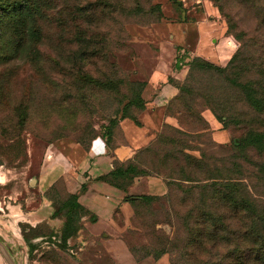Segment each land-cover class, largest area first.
<instances>
[{
    "label": "rangeland",
    "instance_id": "rangeland-1",
    "mask_svg": "<svg viewBox=\"0 0 264 264\" xmlns=\"http://www.w3.org/2000/svg\"><path fill=\"white\" fill-rule=\"evenodd\" d=\"M46 4L48 15L59 21L38 22L34 46L39 54L29 56L23 48L12 56L14 49L9 48L11 57L0 61V241L5 243L0 245L9 256L24 264H117L98 240L100 235L83 245L91 252L76 250L74 255L59 246L66 199L62 182L41 192L35 177L51 142L63 139L85 147L96 135H109L122 108L132 113L134 105L125 106L131 76L119 63L129 42L157 29L158 23L194 19L187 10L196 8L207 21L224 28L234 49L238 42L233 34L242 30L251 36L244 74L258 100L245 101L239 95L235 99L220 88L214 90L220 96L212 101L216 111L228 107L223 121L215 118L228 133L225 141L211 136L202 115L203 111L213 115L207 101L198 97L188 107L181 100L171 102L167 111L177 125L162 126L160 142L140 154L138 167L167 175L166 167L176 165L173 155L183 164L178 176L191 179L167 176L163 194L117 209V227L111 233L123 239L135 260L163 256L167 264H231L233 256L226 249L238 244L242 256L246 249L251 252L243 258L245 264H255L256 250L260 261L264 225L259 216H249L251 228L244 213L216 217L221 200L212 197L216 181L209 177L238 180L258 211L264 205V149L248 146L240 152L232 146V138L236 141L248 130L264 128V0H46ZM79 31L87 48L95 52V45L101 46L104 62L95 55L78 57L83 47L76 40ZM6 47L0 42V52ZM186 156L191 157L189 165L184 164ZM38 216L45 218L27 228ZM21 229L25 236L44 237L29 251ZM78 238L72 235L70 245L80 244Z\"/></svg>",
    "mask_w": 264,
    "mask_h": 264
},
{
    "label": "crops",
    "instance_id": "crops-1",
    "mask_svg": "<svg viewBox=\"0 0 264 264\" xmlns=\"http://www.w3.org/2000/svg\"><path fill=\"white\" fill-rule=\"evenodd\" d=\"M187 13L195 18L158 23L157 29L152 27L142 38L131 40L119 60L132 78L144 82L140 92L143 107L136 113V121L129 116L118 118L115 129L108 137L96 135L86 148L77 142L66 143L63 139L46 147L35 177L36 189L43 192L60 179L67 192L76 193L77 202L85 209L74 234V237H79L80 244L70 245L72 235L66 239L65 248L69 254L76 255V250L89 252L83 245L100 235L98 240L105 251L118 261L117 264H167L163 256L151 258L149 262H146L147 258L133 259L123 239L111 233L117 227L116 210L128 209L129 203L141 195L163 194L167 189L163 177L156 173L133 174L129 182L120 187L103 176L113 169L114 161L129 160L139 164L136 158L156 137L162 125H177L176 118L166 111V106L176 95L177 86L187 72L188 57L180 61V47L186 48L190 56L198 55L216 64L225 63L234 50L235 45L224 34L222 26H214L215 21H207L196 8L188 9ZM202 115L211 136L217 141H225L228 133L213 115L209 111H203ZM43 217L38 216L28 223L35 226ZM42 237L44 235H35L26 242L34 243ZM9 255L0 245V264H24L14 262Z\"/></svg>",
    "mask_w": 264,
    "mask_h": 264
},
{
    "label": "trees",
    "instance_id": "trees-1",
    "mask_svg": "<svg viewBox=\"0 0 264 264\" xmlns=\"http://www.w3.org/2000/svg\"><path fill=\"white\" fill-rule=\"evenodd\" d=\"M48 7L49 6L46 4V0H0V42L3 43L4 46H8L0 52L1 62L11 57L9 53V48L14 49V51L12 52V56L16 55L23 48L26 49V52L29 56L33 57L35 53L39 54V49L35 48L34 46V42L37 41L39 38L38 22H45L47 19H50V21H55L56 23H58L59 21L57 17H51L50 15H48L49 12H46V9H48ZM228 26H230L229 23ZM76 33L77 32H75V35ZM96 35L97 33L95 32V36ZM233 35L237 40L238 44L236 48L232 51L228 59L225 61V64L223 63L224 65L222 66L210 60H207L201 56H190L189 52L181 51L180 49L178 50L180 61L182 60V58L188 57V60H186L188 62V67L184 79L177 86L178 90L176 95L167 104L166 111L168 110L169 104L175 100H181L182 103L188 107L192 103H194L196 98L200 97L203 99V101H207L211 105L208 107L213 113V117L216 118L218 121H223V116L227 113L226 111L228 107L222 105L220 107L219 113L216 111V106L212 104V101H216L218 100V97H220L214 93V90H216L217 88L224 90L227 96L231 95L235 97V99L239 95L240 98L245 101H251V99L256 101L258 100L256 88L251 85V82L247 78H245L244 74V71H247L248 69L247 63L245 64V59H247L245 58V54L247 53L251 56V36H245L242 30H239V32ZM95 38L99 39V37ZM76 40L80 44H82L83 42V47L80 48L78 57L88 58L92 55H95V58H99L102 62H104L105 57L103 56V52L100 45H95V52L93 51V49L87 48L85 46V35L80 31L76 35ZM97 41L95 40V43ZM249 59H247V61ZM186 61L183 60V62ZM249 65L251 64L249 63ZM213 81L214 83H212ZM129 82L130 94L125 102V106L128 107L129 105L133 104L135 108L134 110H132V113H124V108H122L121 114H119V116H117L115 119L116 123L118 118L123 116H129L136 121L135 115L143 107V99L140 96V92L143 88L144 82L134 79L132 77ZM174 128L177 131H179L180 129L178 127ZM114 129L115 127L109 129L108 133L110 134ZM160 131L156 135V137L139 153L138 157L136 158L139 164L141 162L139 159L140 154L143 151H147L151 147H154L157 142H160ZM106 135V137H108V134ZM234 139L235 138H232V146L240 152H242V150H244L248 146H253L258 150L264 149V128L261 131L248 130L244 132L241 137H238L236 141H234ZM86 146L83 148H86ZM181 154L189 155L183 152ZM171 157L176 161V165H170L166 167L167 175L161 174V172H157L154 170L144 171L142 169H139L138 164L132 163L128 160L126 162L120 163L114 161L113 169L103 177L120 187H124L125 184L129 182V179L133 174H159L165 180L166 186L168 183V180L166 178L167 176L178 179L181 178L185 180H190L191 178H189L188 175H186L185 177L178 176L181 175L183 164L179 163V160L176 156L171 155ZM191 162V157L186 156L184 164L189 165ZM220 177L221 176L209 177L213 179V181H216L213 183L215 187L213 189L212 197L216 201L221 200V204L215 207V216L234 217L238 214V212H240V214L244 213V216H247L246 218L250 221L248 228H251V218H249V216H251V213H253L256 215V217L259 216V221H261L264 225V205L260 208V211H258L255 207V204L251 201V199L248 198L249 195L247 194V189L245 190V188H243V186L240 182H238V180H221ZM57 181L61 180H56L44 192L53 188ZM240 187H242V189ZM64 192L66 194V199L62 204L63 220L62 225L59 229V246L61 247L65 246L66 239L70 235L75 234L77 228L79 227L80 216L85 213V209L76 200V193L67 192L65 188ZM152 196L153 195L151 194H146L141 195L140 198L142 199ZM255 221L256 220H254V222ZM37 224H35V226H30L29 224H26V226L30 229L36 227ZM21 234L25 240L35 236H25L22 229ZM32 245L33 244L31 242H28L29 251L32 248ZM226 250H228V252L233 256V261L231 262V264L244 263L243 258L245 257V255H251V252L246 249L247 253L242 256L238 244H235ZM257 252L260 251L256 250L254 252L256 256H253L255 264H264V254L260 255L261 258L260 261H258L257 257L259 255H257ZM261 253H264V246L261 249Z\"/></svg>",
    "mask_w": 264,
    "mask_h": 264
},
{
    "label": "built area",
    "instance_id": "built-area-1",
    "mask_svg": "<svg viewBox=\"0 0 264 264\" xmlns=\"http://www.w3.org/2000/svg\"><path fill=\"white\" fill-rule=\"evenodd\" d=\"M180 50L188 52V50L186 48H183V47H180Z\"/></svg>",
    "mask_w": 264,
    "mask_h": 264
}]
</instances>
